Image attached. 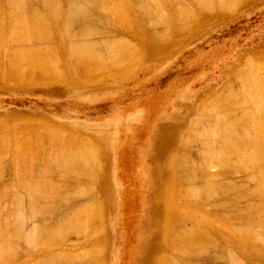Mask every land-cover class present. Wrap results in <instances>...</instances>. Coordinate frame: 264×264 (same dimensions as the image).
<instances>
[{
	"label": "rangeland",
	"instance_id": "1",
	"mask_svg": "<svg viewBox=\"0 0 264 264\" xmlns=\"http://www.w3.org/2000/svg\"><path fill=\"white\" fill-rule=\"evenodd\" d=\"M12 1L0 0V232L7 231L0 233V264H264V186L257 185L264 183V153L251 156L264 141L230 143L264 120L256 112V99L264 101V0ZM72 7L93 30L87 40L97 63L71 58L81 30ZM27 8L35 20L40 11L39 26ZM18 20L30 27L26 42L16 41ZM29 49L45 52L37 53L45 70L32 64L35 52L28 63ZM50 58L62 76L50 70ZM224 113L228 120H220ZM223 122L235 123L229 142Z\"/></svg>",
	"mask_w": 264,
	"mask_h": 264
},
{
	"label": "bare ground",
	"instance_id": "2",
	"mask_svg": "<svg viewBox=\"0 0 264 264\" xmlns=\"http://www.w3.org/2000/svg\"><path fill=\"white\" fill-rule=\"evenodd\" d=\"M13 1H14V0H13ZM13 1H12V2H13ZM69 1H71V0H69ZM72 1H73V0H72ZM202 1H204V4L202 3L203 5H207V3H208L207 0H200V3H201ZM10 2H11V1H10ZM16 2H17V3H16ZM22 2H23V0H22ZM27 2H28V1H27ZM47 2H48V0H47ZM47 2H46V3H47ZM50 2H51V1H50ZM53 2L55 3V1H53ZM74 2H75V1H74ZM8 3H9V0H8ZM14 3H16L17 6H18V1H17V0H16ZM24 3H25V1H24ZM183 3H184V1H183ZM19 4H20V3H19ZM55 4H56V3H55ZM71 4H72V3H71ZM74 4H75V3H74ZM78 4H79V3H78ZM48 5H49V4H48ZM59 5H60V4H59ZM69 5H70V2H69ZM76 5H77V4H76ZM182 5L184 6V4H182ZM200 5H201V4H200ZM9 6H10V4H9ZM15 6H16V5H15ZM19 6H20V5H19ZM54 6H55V5H54ZM54 6H53V7H54ZM80 6H81V5H80ZM30 7H31V6H30ZM50 7H51V4H50ZM60 7H61V6H60ZM69 7H71V6H69ZM152 7H153V6H152ZM21 8H23V7L21 6ZM25 8H26V7H25ZM54 8H55V7H54ZM75 8L77 9V7H75ZM78 8H79V7H78ZM82 8H84V7L82 6ZM17 9H18V8H17ZM27 9H28V8H27ZM27 9H26V10H27ZM36 9H37V8H36ZM68 9H69V8H68ZM76 9H74V8L72 7V9H71L70 11L72 12V11H74V10H76ZM151 9H152V8H151ZM28 10H30V9H28ZM53 10H54V9H53ZM58 10H60V9H58ZM80 10H81V13L78 12V11H80ZM205 10H206V9H205ZM8 11H9V10H8ZM36 11H37V10H35V12H36ZM56 11H57V10H56ZM76 11H77V13H79V14H76V15H75V16H76L75 18H77V15H78V18L81 16V17H80L81 19H78V20H80V24H81V25H79V27H80L81 30H78V31H80V38H79L80 40L78 41V43H76V42L73 43V42H72L69 52L74 53V54H73L74 56L71 55V58L73 59V62H74V61L76 62V60H75L74 58H77V57L79 58V56H76V55H79V54H80V55H82L84 58H86L87 60H86V59H83V60L81 59L82 61H81V60L79 61V60L77 59V60H78V64H79V62H80V64H81V62L83 63V61L86 62V61H88V59H89V61H90V59H91V60L94 59L95 62H96L95 57H97V55L99 56L100 54H97V53L95 54V51L93 50L92 46L90 45V43H88L89 40H87V37L90 36V35L93 33V30H92L91 28H89V25H87V24H88V23L86 22L87 17H85V15L83 16V14H84V12H82L83 10L79 8V9L76 10ZM186 11H187V10H186ZM22 12H23V11H22ZM28 12H29V14H31V15H29L30 17H31L32 15H34V14H32V13H34V12H33V9H32V11L30 10V11H28ZM28 12H27V14H26L27 16L25 15L26 18L29 17V16H28ZM30 12H32V13H30ZM37 12H38V11H37ZM51 12H52V11H51ZM71 12H69V13H71ZM184 12H185V11H184ZM190 12H191V11H190ZM12 13H14V12H12ZM25 13H26V12H25ZM25 13H23V14L21 15L22 17H24L23 19H22V17H21V19L23 20V22H24V20H25V16H24ZM53 13H54V11H53ZM146 13H147V12H146ZM71 14H74V13H71ZM12 15H13V14H12ZM36 15H37V14H36ZM38 15H40V11H39V14H38ZM38 15L36 16V18H37L36 20H35V18H33V17H35V16H32V17H31V19L33 18L32 20H33V22H34L35 25H37V24H36L37 22L35 23V21L39 20L37 26H39V22L41 21L40 18L38 19ZM41 15H42V14H41ZM54 15H55V14H54ZM56 15H57V17H58V13H57ZM68 15H69V14H68ZM79 15H80V16H79ZM192 15H193V14H192ZM15 16L17 17V15H15ZM19 16H20V15H19ZM183 16H184V15H183ZM30 17L26 19V20L29 19L28 22L31 21ZM39 17H40V16H39ZM55 17H56V16H55ZM70 17H73V16H70ZM82 17H84V18H82ZM184 17H185V16H184ZM59 18H61V17H59ZM73 18H74V17H73ZM73 18H71V19L74 20ZM16 19H17V18H16ZM18 19H20V17H19ZM21 19H20V20H21ZM41 19H42V18H41ZM20 20L17 21V22L20 23V24H19V25L16 24V25L19 26L18 28H19V30H20V32H18V33H20V34H17V32H16V34H17V36L15 35V37H17V38H16V39H17L16 41H25V42H26V41L29 39V36H28V33H26L25 31H27V28H30L31 26H33V22L31 21L32 24H31V22L28 23V24L30 25V27L28 26V27L26 28V26H27V21L25 20V24H26V26L24 27V25H23L24 23L22 24V23H21L22 21H20ZM34 20H35V21H34ZM46 20H47V19H46ZM56 20H57V19H56ZM66 20H67V19H66ZM75 20H76V22H77V19H75ZM164 20H165V19H164ZM168 20H169V19H168ZM172 20H173V19H172ZM181 20H182V19H181ZM19 21H20V22H19ZM57 21H58V20H57ZM87 21H88V20H87ZM13 22L15 23V20H14V19H13ZM63 22H64V21H63ZM66 22H67V21H66ZM66 22H65V24H66ZM170 22H171V21H170ZM44 23H46V22L44 21ZM78 23H79V22H78ZM171 23H172V22H171ZM11 24H12V23H11ZM11 24H10V26H11ZM21 24H22V25H21ZM89 24H91V23L89 22ZM93 24H94V23H93ZM91 25H92V24H91ZM10 26H9V28H10V30H12V29H11L12 26H11V27H10ZM13 26H14V25H13ZM47 26H48V24H47ZM47 26H46V27H47ZM71 26H72V24H71ZM72 27H73V26H72ZM91 27H92V26H91ZM163 27H164V26H163ZM165 27H166V26H165ZM165 27H164V28H165ZM18 28H17V31H18ZM25 28H26V29H25ZM31 28H32V27H31ZM171 28H172V26H171ZM171 28H169V29H171ZM32 29L36 30V29H35V26H34V28H32ZM42 29H43V28H41V30H42ZM69 29H70V28H69ZM165 29H166V28H165ZM15 31H16V29H15L13 32H15ZM36 31H37V30H36ZM43 31L45 32V29H43ZM73 31H74V30H73ZM73 31H72V32H73ZM11 32H12V31H11ZM37 32H38V31H37ZM72 32H71V33H72ZM74 32H76V31H74ZM42 33H43V32H42ZM76 33H77V32H76ZM78 33H79V32H78ZM14 34H15V33H14ZM35 34H36V32H35ZM39 34H40V33H39ZM50 34H51V33H50ZM50 34H49V35H50ZM45 35H46V37L48 38L47 33H46ZM77 36H79V35H77ZM37 37H39V36H37ZM49 37H50V36H49ZM74 37H75V36H74ZM42 38H44V37L41 36V39H42ZM47 38H46V39H47ZM50 38H51V37H50ZM162 38H163V37H162ZM75 39H76V38H75ZM31 40H33V39H31ZM42 40H43V39H42ZM48 40H49V39H48ZM9 41H10V40H9ZM36 41H37V40H36ZM39 41H40V40H39ZM43 41H46V40H43ZM25 42H24V43H25ZM37 42H38V41H37ZM115 42H116V41H114V43H115ZM28 43H29V42H28ZM38 43H39V42H38ZM50 43H51V42H50ZM120 43H122V42H120ZM120 43H119V44H120ZM44 44H45V43H44ZM44 44H43V46H42L43 48H44ZM48 44H49V42H48ZM124 44H125V42L123 43V45H124ZM27 45H29V44H27ZM27 45H26V46H27ZM30 45H31V44H30ZM34 45H35V44H34ZM34 45H33V46H34ZM45 45H47V43H46ZM123 45H122V46H123ZM125 45H126V44H125ZM11 46H12V45H11ZM33 46L31 45V47H33ZM38 46H39V45H38ZM50 46H51V45H50ZM112 46H113V45H112ZM120 46H121V45H120ZM29 47H30V46H29ZM40 47H41V46H40ZM42 47H41V48H42ZM48 47H49V46H48ZM124 47H126V46H123V48H124ZM8 48H9V47H8ZM10 48H11V47H10ZM14 48H15V47H14ZM14 48L12 47V49H14ZM26 48H27V47H26ZM34 48H35V47H34ZM38 48H39V47H38ZM46 48H47V47H46ZM49 48H50V47H49ZM49 48H48V50H49ZM114 48H116V47L113 46V50H111V52L114 51ZM121 48H122V47H121ZM126 48H127V51H128L129 49H130V50L132 49V46H131V47L128 46V47H126ZM12 49H11V50H12ZM16 49H17V48H16ZM16 49H15V50H16ZM111 49H112V48H111ZM118 49H120V48H118ZM124 49H125V48H124ZM33 50H34V51H33ZM33 50H30V49H29V51H28L29 53L27 52V54H30V51H31V52L33 51V52L30 54V56L27 55V54H25V56H26V55H27V57L29 56V60H27L28 63L31 61L32 58H34V56H36V55H35L36 51H35V49H33ZM38 50H41V49H38ZM44 50H45V49H44ZM46 50H47V49H46ZM125 50H126V49H125ZM125 50H121V51L119 50V52L122 53V54H121V53H120V54H121V55H124L127 51H126V52H122V51H125ZM133 50H136V49H133ZM41 51H42V50H41ZM116 51H117V48H116ZM116 51H115V53H114L115 58H116V55H117V56L119 57V60L122 59V58H121L122 56H121L118 52H116ZM10 52H11V51H10ZM17 52H18V50L16 51V53H17ZM34 52H35V53H34ZM50 52H52L51 49H50ZM50 52L48 51L49 54H50ZM111 52H110V53H111ZM131 52H133V51L131 50ZM135 52L137 53V51H135ZM33 53H34V54H33ZM37 53L39 54L40 51H39V52L37 51ZM37 53H36V54H37ZM42 53H43V52L40 53V56H42V55H41ZM44 53H45V52H44ZM44 53H43V55H45ZM72 53H70V54H72ZM108 53H109V52H108ZM110 53H109V54H110ZM116 53H117V54H116ZM127 53H128V52H127ZM133 53H134V52H133ZM17 54H19V52H18ZM17 54H16V55H17ZM38 54H37V56L35 57V58H36V59H35L36 61H35L34 59H32L33 62H32V61H31V62H32L33 65H34V64L36 65V63H37V64L39 63L40 65H37V66L43 67V66L45 65V63L42 64V62H45L46 60H45V58H43V59H44V60H43L42 58L39 57V59H42V61H40V60L38 59V56H39ZM115 54H116V55H115ZM130 54H131V53H130ZM134 54H135V53H134ZM134 54H133V56H134ZM7 55H8V54H7ZM7 55H6V56H7ZM9 55H10V53H9ZM21 55H22V53H21L20 55H17V56H20V57H21ZM110 55H111V54H110ZM112 55H113V54H112ZM112 55H111V56H112ZM126 55L129 56V54H126ZM135 55H136V54H135ZM137 55H138V54H137ZM12 56H14V55H12ZM31 56H32V58H30ZM46 56H47V55H46ZM46 56H45V57H46ZM55 56H57V55H55ZM75 56H76V57H75ZM120 56H121V57H120ZM127 56H123V58H125V57H127ZM9 57H10V56H9ZM9 57H8V60H10ZM20 57H16V58H19V60H21L22 58L20 59ZM42 57H43V56H42ZM73 57H74V58H73ZM80 57H81V56H80ZM5 58H6V57H5ZM12 58H13V57H12ZM16 58L13 59L14 62L16 61ZM46 58H47V57H46ZM48 58H49V57H48ZM48 58H47V59H48ZM53 58H54V57H53ZM55 58H56V57H55ZM55 58H54V59H55ZM97 58H99V57H97ZM103 58H104V57H103ZM115 58H113V60H112V59H111V60H112V61H115V60L117 59V58H116V59H115ZM129 58H130V57H128V59H129ZM139 58H140V57H139ZM27 59H28V58H27ZM37 59H38V61H37ZM56 59H57V58H56ZM114 59H115V60H114ZM132 59H133V58H132ZM5 60H6V59H5ZM8 60H6V61H8ZM50 60H51V58H50L49 60H47V61L49 62ZM98 60H99V59H98ZM98 60H97V61H98ZM106 60H107V59H106ZM125 60H126V59H125ZM27 61L24 59V62H27ZM39 61H40L41 63H40ZM103 61H104V60H103ZM103 61H102V62H103ZM116 61H117V60H116ZM122 61H124V60H122ZM132 61H133V60H132ZM134 61H135V60H134ZM10 62H11V61H10ZM10 62H9V63H10ZM16 62H17V63H15V64L18 65L19 62H18V61H16ZM22 62H23V61H22ZM22 62H21V63H22ZM35 62H36V63H35ZM48 62H46V63L49 64V66H50V62H49V63H48ZM51 62L54 63L55 65L51 63L52 68L50 69V68H47V67H46V69H47V70L50 69V70L53 71V68L56 66V67L54 68L55 70H54L53 72H55L56 74L59 73V74L61 75L63 72H62V73L59 72V69H60V68H57V66H58L57 64H58V63L54 62V60H51ZM100 62H101V60H100ZM102 62H101V63H102ZM108 62H109V61H108ZM250 62H253V61H250ZM6 63H7V62H6ZM11 63H12V62H11ZM11 63H10V64H11ZM28 63H27V64H28ZM92 63H93V61H92ZM96 63H97V62H96ZM98 63H99V62H98ZM115 63H116V62H115ZM121 63H122V62H121ZM248 63H249V62H248ZM12 64H13V63H12ZM25 64H26V63H25ZM25 64H23V65H24V69H26V68H25V67H26ZM27 64H26V65H27ZM32 64H31V66H29L30 68L27 67V70H28V69H30V70L32 69V66H33ZM72 64H73V63H72ZM106 64H107V63H106ZM113 64H114V63H113ZM137 64H138V63H137ZM250 64H251V63H250ZM253 64H254V62H253ZM253 64H251V66H252ZM255 64H256V63H255ZM255 64H254V65H255ZM7 65H9V64L7 63ZM35 65H34V66H35ZM41 65H43V66H41ZM111 65H112V64H111V62H110V66H111ZM117 65H118V64H117ZM133 65H134V63H133ZM12 66H15V65H14V64L11 65V68H12ZM20 66H21V65H20ZM46 66H47V65H46ZM53 66H54V67H53ZM73 66H74V64H73ZM107 66H108V64H107ZM113 66H114V65H113ZM113 66H112V68H113ZM127 66L129 67V64H128ZM134 66H135V65H134ZM9 67H10V66H9ZM15 67L18 68L17 66H15ZM15 67H14V69H15ZM22 67H23V66H21V68H22ZM58 67H61V66H58ZM114 67L116 68L117 66H114ZM120 67H122V64L120 65ZM124 67H125V66H124ZM6 68H7V67H6ZM43 68H44V67H43ZM43 68H39V67H38V69H37V67H35L36 70H40V69H43ZM107 68H108V67H107ZM109 68H110V67H109ZM248 68H251V67L248 66ZM33 69H34V68H33ZM33 69L30 71V73H31L32 71H34ZM57 69H58V73H57ZM75 69H76V68H75ZM121 69H122V68H121ZM128 69H129V68H128ZM243 69H244V68H243ZM21 70H22V69H21ZM44 70H45V68H44ZM50 70H49V71H50ZM60 70H61V69H60ZM123 70H124V68H123ZM131 70H132V69H131ZM245 70H246V69H245ZM245 70H244V71H245ZM124 71H125V70H124ZM13 72H14V71H13ZM13 72H11V73H13ZM18 72H19V70L17 69V73H18ZM34 72H35V71H34ZM34 72H33V73H34ZM50 72H51V71H50ZM50 72L47 71V74L49 73L48 75H50V74L52 73V72H51V73H50ZM114 72H115V71H114ZM117 72H119V71H117ZM120 72H121V70H120ZM241 72H242V71H241ZM241 72H240V73H241ZM15 73H16V72H15ZM17 73H16V74H17ZM22 73H24V71H23ZM30 73H29V70H28V74H30ZM40 73H41V72H40ZM43 73H45V71H44ZM55 73H54L53 77H55ZM115 73H116V72H115ZM246 73H247V70H246ZM250 73H252V72H250ZM8 74H9V73H8ZM16 74H15V76H16ZM18 74H19V73H18ZM28 74H27V72H26V75H28ZM34 74H35V73H34ZM47 74H45L44 76H46ZM59 74H58V75H59ZM109 74H110V72H109ZM21 75H22V74H21ZM21 75L19 74V76H21ZM24 75H25V74H24ZM26 75H25V76H26ZM32 75H33V74H32ZM48 75H47V76H48ZM51 75H52V74H51ZM58 75H56V77L59 78ZM116 75H117V74H116ZM236 75H237V74H236ZM255 75H256V74H255ZM15 76H14V77H15ZM19 76L15 77V79H17ZM25 76H24V79H26V77H27V76H26V77H25ZM28 76L30 77L31 75H28ZM47 76H46V77H47ZM61 76H62V75H61ZM112 76H113V75H112ZM238 76H239V75H238ZM244 76H247V75H243V76H242V73H241V78L244 77ZM21 77H22V76H21ZM33 77H34V76H33ZM36 77H37V76H36ZM48 77H49V76H48ZM48 77H47V78H48ZM115 77H116V76H115ZM127 77H128V76H127ZM249 77H250V76H249ZM249 77H248V78H249ZM253 77H254V74H253ZM255 77H257V76H255ZM27 78H28V77H27ZM116 78H118V77H116ZM250 78H251V80L254 79V78H252V77H250ZM250 78H249V79H250ZM19 79H20V78H19ZM48 79L50 80L51 78H48ZM54 79H55V78H54ZM245 79H247V78H244V80H243V79H242V80L245 81ZM255 79H256V78H255ZM38 80H39V79H38ZM51 80H52V82H53V78H52ZM238 80H239V79H238ZM247 80H248V79H247ZM247 80H246V81H247ZM257 80H258V79H257ZM248 81H249V80H248ZM248 81H247L246 84H250V83H248ZM252 81H253V80H252ZM252 81H251V82H252ZM254 81H255V80H254ZM249 82H250V81H249ZM258 82H259V81H258ZM252 83H254V82H252ZM255 84H256V83H255ZM258 85H259V84H258ZM258 85H257V88L255 89V90H256V93L258 92L257 96L259 95V91H260V90L258 91V88H259ZM249 86H253V87H254L255 85H254V84H253V85L251 84V85H249ZM255 87H256V86H255ZM263 87H264V86H263ZM221 88H222V87H221ZM227 88H228V87H227ZM228 89L230 90V88H228ZM232 89H233V88H232ZM247 89H248V88H247ZM221 90H222V89H221ZM226 90H227V89H226ZM229 90H227V91H229ZM249 90H251V88H250ZM249 90H248V91H249ZM263 90H264V88H263ZM233 91H234V90H233ZM230 92H231V91H230ZM234 92H235V91H234ZM251 92H253V91H251ZM254 92H255V91H254ZM227 93H228V92H227ZM231 93H232V92H231ZM235 93H236V92H235ZM221 94H222V93H221ZM221 94H220V95H221ZM232 94H233V93H232ZM252 94L254 95V93H252ZM252 94H251V95H252ZM225 95H226V94H225ZM228 95H230V94H228ZM238 95H239V94H238ZM238 95H236V96H238ZM251 95H250V93H249V96H251ZM253 95H252V96H253ZM255 95H256V94H255ZM260 95H261V94H260ZM232 96H233V95H232ZM232 96H231V97H232ZM234 96H235V95H234ZM215 97H216V96H215ZM254 97H255V99H256V96H254ZM254 97H253V98H254ZM258 97H260V96H258ZM262 97H263V96H262ZM232 98H233V97H232ZM238 98H240V97L238 96ZM250 98H251V97H250ZM253 98H252V99H253ZM260 98H261V97H260ZM221 99H222V98H221ZM240 99H241V98H240ZM255 99H254V101H255ZM262 99H263V98H262ZM227 100H228V99H226V101H227ZM233 100H234V99H233ZM233 100H232V101H233ZM209 101H210V100H209ZM224 101H225V99H224ZM228 101H229V100H228ZM230 101H231V100H230ZM237 101H238V100H237ZM241 101H244V104L242 103L243 106H244L245 103H246V100L244 99V100H241ZM252 101H253V100H252ZM257 101H258V102H257ZM204 102H205V101H204ZM204 102H203V104H204ZM206 102H207V101H206ZM235 102H236V101H235ZM256 102H257V104H258L256 112H258V113H260V114H261V113L264 114V101L262 102L261 99H256ZM256 102H255V103H256ZM259 102H260V103H259ZM212 103H213V102H212ZM212 103H211V104H212ZM240 103H241L240 101H239V103L237 102V104H239V105H240ZM247 103H248V102H247ZM209 104H210V102H209ZM211 104H210V105H211ZM229 104H230V103H229ZM212 105H213V104H212ZM203 106H204V105H203ZM215 106H216V105H215ZM235 106H236V105H235ZM251 106H252V105H251ZM212 107H214V106H212ZM218 107H219V106H218ZM227 107H228V106L226 105L225 108L227 109ZM237 107H238V106H237ZM241 107H242V106H241ZM258 107H259V108H258ZM216 108H217V107H216ZM219 108H220V107H219ZM223 108H224V107H223ZM225 108H224L223 110H225ZM229 108H230V107H229ZM244 108H246V107L244 106ZM248 108H249V107H248ZM208 109H209V108H208ZM220 109H221V108H220ZM232 109H233V108H232ZM250 109H251V108H250ZM255 109H256V108H255ZM210 110H211V109H210ZM214 110H215V109H214ZM216 110H217V109H216ZM228 110H229V109H228ZM207 111H208V110H207ZM232 111H233V110H229V111H227V114H228V112L231 114ZM244 111H245V110H244ZM247 111H248V110H247ZM208 112H209V111H208ZM222 112H223V111H222ZM225 112H226V111H225ZM233 112H234V111H233ZM258 113H257V114H258ZM201 114H202V113H201ZM216 114H217V113H216ZM216 114H215L214 116H217V118H218L219 115H216ZM224 114H225V116L222 115V114H221L220 116H224V117H226V116L229 115V117H230V114H228V115H226V113H224ZM262 114L260 115L261 117H262ZM203 115L205 116L204 113H203ZM246 115H247V114H246ZM200 116H202V115H200ZM200 116H199V117H200ZM263 116H264V115H263ZM224 117H221L220 120H222V118H223V119H227V117H226V118H224ZM229 117H228V118H229ZM246 117H248V115H247ZM249 117H250V115H249ZM258 117H259V115H258ZM258 117H257V118H258ZM195 118H196V117H195ZM200 118H201V117H200ZM202 118H205V117L202 116ZM235 119H236V118H235ZM255 119H256V118H255ZM261 119H262V118H261ZM194 120H195V119H194ZM209 120H210V119H209ZM227 120H228V119H227ZM250 120H251V119H250ZM250 120H249V121H250ZM238 121H239V120H238ZM249 121L245 120V122H249ZM260 121H261V120H260ZM260 121H259L260 124H259V123H255L257 126H254L255 124H251V128H249V130L246 129L247 131H245V130H244L245 132L242 131L243 133H245V137H241L240 139H235V140H233V141L231 140L230 143H231V144H237V143H238V144H242V143H249V144H250V143H259V142L262 141V140L264 141V138L262 137L263 135H261V134L263 133V132H261L262 127H263V131H264V120L261 121V122H260ZM195 122H196V120H195ZM200 122H201V120H200ZM209 122H210V121H209ZM218 122H219V120H218ZM218 122H217V123H218ZM224 122H226V120H225ZM224 122L222 123V124H223L222 129H223V131H224L226 134L223 133V131H222V133H223V135H224V137H225V138H224V137L222 136V137H223L222 139L225 140V141H228V142H229L230 139L227 140L228 138L226 139V137L228 136V132L230 133V132L236 130V129H235V126H234L235 123H233V125H231V124H226V123L224 124ZM228 122H229V121H228ZM239 122H240V121H239ZM250 122H251V121H250ZM236 123H237V122H236ZM251 123H252V122H251ZM1 124H2V123H1ZM199 124H200V123H199ZM220 124H221V123H220ZM262 124H263V125H262ZM17 125H18V124H17ZM190 125H191V124H190ZM192 125H193V124H192ZM194 125H195V124H194ZM194 125H193V126H194ZM200 125H201V124H200ZM200 125H199V126H200ZM213 125H214V124H213ZM230 125H231V126H230ZM237 125H238V123L236 124V128H237V130H241L240 128L238 129L239 126H237ZM260 125H261V127H260ZM197 126H198V125H197ZM203 126H205V125H203ZM203 126H202V127H203ZM215 126H216V125H215ZM241 126H242V125H241ZM0 127H1V126H0ZM29 127H30V126H29ZM205 127H206V126H205ZM211 127H212V126H211ZM216 127H217V126H216ZM216 127H215V128H216ZM243 127H244V124H243ZM16 128H17V127H16ZM44 128H45V127H44ZM193 128H195V127H193ZM215 128H213L212 130L215 131V130H216ZM217 128H218V127H217ZM3 129H5V127H3ZM3 129H2V130H3ZM7 129H8V127H7ZM219 129H220V128H219ZM260 129H261V130H260ZM5 130H6V129H5ZM192 130H193V129H192ZM205 130H206V129H205ZM197 131H198V130H197ZM197 131H196V132H197ZM218 131H219V130H218ZM218 131H216L215 134L217 133V135H218ZM15 132H16V131H15ZM194 132H195V131H194ZM196 132H195V133H196ZM199 132H202V131H199ZM205 132H206V131H205ZM205 132H204V134H205ZM207 132H210V129H209V131L207 130ZM238 132H239V131H238ZM242 132H241V133H242ZM246 132H247V133H246ZM197 133H198V132H197ZM202 133H203V132H202ZM219 133H221V132L219 131ZM222 133L219 134V136L222 135ZM1 134H2V133H1ZM34 134H35V133H34ZM187 134H188V133H187ZM200 134H201V133H200ZM206 134L208 135V133H206ZM215 134H212V135H215ZM230 134H231V133H230ZM2 135H3V134H2ZM4 135H5V134H4ZM16 135H17V134H16ZM32 135H33V134H32ZM46 135H47V134H46ZM49 135H50V134H49ZM194 135H195V134H194ZM207 135H205V136H207ZM186 136H187V135H186ZM186 136H185V137H186ZM197 136H199V134H197ZM202 136H203V135L201 134V136H199V137H202ZM231 136H232V135H231ZM0 137H1V136H0ZM6 137H7V135H6ZM70 137H71V136H70ZM228 137H229V136H228ZM30 138H31V137H30ZM56 138H57V137H56ZM77 138H78V137H77ZM217 138H218V137H217ZM217 138H216V139H217ZM232 138H233V137H232ZM24 139H25V138H24ZM31 139H32V138H31ZM39 139H40V138H39ZM57 139H58V138H57ZM205 139H206V138H205ZM207 139H208V138H207ZM212 139H213V138H212ZM222 139H220V140L222 141ZM2 140H3V137L1 138V141H2ZM16 140H17V139H15V141H16ZM64 140H65V139H64ZM191 140H192V139H191ZM193 140H194V139H193ZM210 140H211V139H210ZM1 141H0V144H1ZM25 141H26V139H25ZM58 141H60V139H59ZM215 141H216V140H215ZM218 141H219V139H218ZM22 142H23V141H22ZM79 142H81V141H78V143H79ZM82 142H83V141H82ZM206 142H207V141H206ZM206 142H205V143H206ZM213 142H214V141H213ZM216 142H217V141H216ZM216 142H215V143H216ZM17 143H19V139H18V142H17ZM31 143H32V142H30V144H31ZM54 143H55V142H54ZM59 143H62V140H61V142H59ZM71 143H72V142H71ZM208 143H209V142H208ZM225 143H226V142H225ZM261 143H263V142H261ZM20 144H21V142H20ZM23 144H24V145H23ZM23 144H22V145H23L24 147H26L25 144H27V143H23ZM33 144H34V143H33ZM79 144H80V143H79ZM82 144H83V143H82ZM189 144H190V143H189ZM6 145H7V144H6ZM15 145H16V144H15ZM27 145H28V144H27ZM56 145H58V144H56ZM68 145H69V143H68ZM210 145H211V144H210ZM212 145H214V144H212ZM228 145H229V144H228ZM251 145H252V144H251ZM258 145H260V147H259V148H255L256 151H255L254 148H253V151H254V152H253V151H250V152H253V153H255V152L260 153V157H262V156L264 157V154L262 155V153H264V152H263L264 149L261 147V144H258ZM33 146H34V145H33ZM58 146H59V145H58ZM253 146H254V145H253ZM253 146H252V147H253ZM262 146H264V144H263ZM19 147H20V146H19ZM27 147H29V146H27ZM30 147H31V146H30ZM35 147H36V146H35ZM206 147H207V146H206ZM209 147H210V146H209ZM255 147H258V146L255 145ZM0 148H1V146H0ZM2 148H3V147H2ZM15 148H16V147H15ZM216 148H217V147H216ZM241 148H242V146H241ZM243 148H244V147H243ZM260 148H262V149H260ZM20 149H22V148H20ZM26 149H27V148H26ZM29 149H30V148H29ZM239 149H240V148H239ZM249 149H250V148H249ZM257 149H260V150H262V151L260 152V150H259V152H258ZM0 150H1V149H0ZM16 150H17V148H16ZM31 150H32V149H31ZM31 150H29V151H30V154H31V152H32L34 149H33L32 151H31ZM50 150H51V149H50ZM72 150H73V148H72ZM216 150H217V149H216ZM216 150H215V151H216ZM224 150H225V149H224ZM2 151H3V150H2ZM7 151H8V150H7ZM23 151H24V150H23ZM27 151H28V150H27ZM213 151H214V150H213ZM238 151H239V150H238ZM244 151H245V150H244ZM0 152H1V151H0ZM17 152H18V150H17ZM20 152H21V151L19 150V154H20ZM25 152H26V151H25ZM25 152H24V153H25ZM15 153H16V152H15ZM27 153H28V152H27ZM27 153H26V154H27ZM70 153H71V152H70ZM253 153H252V154H253ZM60 154H61V153H60ZM77 154H78V153H77ZM211 154H212V153H211ZM221 154H222V153H221ZM236 154H237V151H236ZM17 155H18V154H17ZM28 155H29V154H28ZM205 155H206V154H205ZM208 155H209V154H208ZM208 155H207V156H208ZM219 155H220V154H219ZM247 155H248V154H247ZM250 155H251V154H249V156H250ZM254 155H255V156H254ZM256 155H258V154L255 153V154L251 155V156L253 157V158H252L253 160L256 159ZM261 155H262V156H261ZM20 156H23V155H20ZM24 156H25V155H24ZM32 156H33V155L31 154V157H32ZM214 156H215V155H214ZM221 156H223V155H221ZM221 156H220V157H221ZM234 156H235V155H234ZM234 156H233V157H234ZM236 156H238V155H236ZM26 157L28 158L29 156H26ZM26 157H24V159H25ZM205 157H206V156H205ZM220 157H219V158H220ZM29 158H30V157H29ZM236 158H237V157H236ZM239 158H240V157H239ZM242 158H243V157H242ZM242 158H241V159H242ZM250 158H251V157H250ZM254 158H255V159H254ZM258 158H259V157L257 156V159H258ZM216 159H217V158H216ZM222 159H223V158H222ZM259 159H260V160H259ZM259 159H258V163H259L260 161H261V162L264 161V159H262V158H259ZM261 159H262V160H261ZM1 160H2V159H1ZM30 160H31V159H30ZM214 160H215V159H214ZM220 160H221V159H220ZM246 160H247V159H246ZM246 160H245V161H246ZM249 160H250V159H249ZM72 161H73V160H72ZM232 161H233V160H232ZM241 161H242V160H241ZM256 161H257V160H256ZM39 162H40V161H39ZM227 162H228V161H227ZM251 162L253 163L254 161H251ZM232 163H233V162H232ZM249 163H250V161H249ZM252 163H251V164H252ZM254 163L257 164L256 162H254ZM254 163H253V164H254ZM73 164H74V163H73ZM211 164H212V163H211ZM234 164H236V163H234ZM261 164H262V163H261ZM258 165H259V164H258ZM29 166H31V163H30V165H28V167H29ZM236 166H237V165H236ZM254 166H256V165H254ZM259 166H260V165H259ZM16 167H17V166H16ZM231 167H232V166H231ZM246 167H247V166H246ZM257 167H258V166H257ZM257 167H255V168L257 169ZM29 168H31V167H29ZM260 168H261V169L264 168L263 164H262V167L260 166ZM260 168H258V171H259ZM17 169H18V168H17ZM31 169H32V168H31ZM19 171H20V170H19ZM21 171H22V170H21ZM21 171H20V172H21ZM260 171H262V170H260ZM262 172H264V169H263ZM17 173H18V172H17ZM260 173H261V172H260ZM21 175H22V174H21ZM30 175H31V174H30ZM261 175H263V174H261ZM33 176H34V175H33ZM27 177H28V176H27ZM261 177H262V176H261ZM32 178H33V177H32ZM32 178H31V179H32ZM31 179H30V180H31ZM261 179H262V178H261ZM263 179H264V177H263ZM41 180H42V179H41ZM253 180H254V178H253ZM259 180H260V179H259ZM31 181H32V180H31ZM31 181H30V182H31ZM262 181H263V180H262ZM30 182H29V183H30ZM32 182H33V181H32ZM24 183H25V182H24ZM260 184H262V185L264 186V183H261V182L259 181V184H257L259 188L262 187V186H259ZM30 185H31V184H30ZM209 185H210V184H209ZM213 185H214V184H213ZM23 186H25V185H23ZM40 186H41V184H40ZM52 186H53V185H52ZM210 186H211V185H210ZM7 187H8V185H7ZM19 187H20V186H19ZM32 187H33V185H32L31 187H28V190H29V188H32ZM34 187H35V186H34ZM53 187H54V186H53ZM206 187H207V186H206ZM49 188H50V187H49ZM49 188H48V190H50ZM207 188H208V187H207ZM262 188H264V187H262ZM192 189H193V188H192ZM196 189H197V188H196ZM196 189H195V190H196ZM260 189H261V188H260ZM260 189H258V190L260 191ZM3 190H4V189H3ZM30 190H32V189H30ZM30 190H29V193H30ZM39 190H40V188H39ZM41 190H44V189L42 188ZM51 190H52V188H51ZM195 190H194V191H195ZM208 190H210V189H208ZM208 190H207V191L204 190L205 193L207 192V194H208ZM258 190H257V191H258ZM263 190H264V189H263ZM263 190L261 189V192H262ZM4 191H5V190H4ZM14 191H15V190H14ZM33 191H34V193H35V190H33ZM200 191H201V190H200ZM255 191H256V190H255ZM259 191H258V192H259ZM49 192H50V191H49ZM51 192H52V191H51ZM198 192H199V191H198ZM3 193H4V192H3ZM27 193H28V192H27ZM31 193H32V191H31ZM5 194H6V192H5ZM40 194H41V191H40ZM47 194H48V193H47ZM210 194H211V192H210ZM254 194H255V192H254ZM261 194H263V193H261ZM28 195H29V194H28ZM28 195H27V196H28ZM54 195H55V194H54ZM196 195H197V193H196ZM251 195H252V194H251ZM29 196H30V195H29ZM31 196H33V194H32ZM31 196H30V197H31ZM209 196H210V195H209ZM209 196H208V197H209ZM244 196H245V195H244ZM244 196H243V197H244ZM248 196H250V195L248 194ZM15 197H16V196H15ZM30 197H29V198H30ZM190 197H191V194H190ZM208 197H207V198H208ZM32 198H33V197H32ZM44 198H45V197H44ZM244 199H245V198H244ZM20 200H21V199H20ZM207 200H208V199H207ZM210 200H211V199H210ZM17 202H18V201H17ZM19 202H21V201H19ZM19 202H18V203H19ZM29 202H30V201H29ZM18 203H17V204H18ZM259 203H260V202H259ZM259 203H258V204H259ZM17 204L15 203V206H16ZM20 204H22V203H20ZM262 204H263V203H262ZM19 206H20V205H18L17 207H19ZM21 206H22V205H21ZM32 206H33V205H32ZM257 206H258V205H257ZM17 207H16V210L18 209ZM253 207H254V206H253ZM258 207H260V206H258ZM261 207H262V206H261ZM255 208H256V207H255ZM21 209H22V208H21ZM34 210H35V209H34ZM250 210H251V209H250ZM9 211H10V210H9ZM12 211H14V209H13ZM19 211H20V209H19ZM248 211H249V210H248ZM259 211H260V210H259ZM31 212H32V211H31ZM33 212H34V211H33ZM98 212H99V211H98ZM246 212H247V211H246ZM15 213H17L16 215H19V214H20L19 217H17L18 219L22 216V215H21V211H20V212H15ZM15 213L13 212L14 215L12 214V215H13V218H14V216H16ZM22 214H23V213H22ZM262 215H263V214H262ZM13 218H12V219H13ZM85 218H86V217H85ZM5 219H6V218H5ZM18 219H16V217H15V220H16V221H17ZM15 220L13 219L12 221H15ZM28 220H29V219H28ZM82 220H83V218H82ZM16 221H15V222H16ZM18 221H19V220H18ZM18 221H17V222H18ZM239 221H240V220H239ZM229 222H230V221H229ZM260 222H261V221H260ZM12 223L14 224V222H12ZM9 224H10V223H9ZM13 224H11V225H13ZM78 224H79V223H78ZM67 225H68V224H67ZM1 226H2V225H1ZM5 226H6V224L4 225V227H5ZM7 226L9 227V225H7ZM14 226H15V225H14ZM4 227H3V228H4ZM8 227H7V229L9 230ZM5 228H6V227H5ZM5 228H4V229H5ZM15 228H19V227H15ZM0 229H2V228H0ZM4 229H3V230H4ZM7 229H6V230H7ZM240 229H241V228H240ZM3 230H2V232H0V233H3V234H4V233L7 232V231L3 232ZM13 230H14V229H13ZM180 230H181V229H180ZM182 230H183V229H182ZM246 230H247V229H246ZM246 230H244V231H246ZM32 231L34 232L35 230H32ZM37 231H38V230H37ZM184 231H186V230L184 229ZM236 231H237V230H236ZM238 231H239V230H238ZM240 231H241V230H240ZM11 232H12V231H11ZM29 232H31V231H29ZM189 232H190V230H189ZM189 232H188V233H189ZM197 232H198V231H197ZM197 232L194 231V233H196V234H197ZM8 233H9V236H10L11 233H10V232H8ZM34 233H35V232H34ZM182 233H183V232H182ZM190 233L193 234L192 231H191ZM198 233H200V232H198ZM31 234H33V233H31ZM186 234H187V233H186ZM241 234H242V232H241ZM1 235H2V234H1ZM11 235H12V234H11ZM175 235H176V234H175ZM187 235H188V234H187ZM193 235H194V234H193ZM197 235L199 236V234H197ZM201 235H202V234H201ZM204 235H206V234H204ZM204 235H203V237H204ZM244 235H245V234H244ZM247 235H248V234H247ZM2 236H4V235H2ZM2 236H1V237H2ZM170 236H171V235H170ZM170 236H168V237H170ZM180 236H182V235H180ZM189 236H190V235H189ZM206 236H207V235H206ZM177 237H178V236H177ZM177 237H176V239H177ZM183 237H185L184 234H183ZM252 237H253V236H252ZM199 239H200V238H199ZM168 240H169V239H168ZM181 240H183V239H180V241H181ZM26 241H27V240H26ZM29 241H30V240H29ZM202 241H203V240H202ZM172 242H173V241H172ZM2 244H3V243H2ZM4 244H5V243H4ZM168 244H169V243H168ZM216 244H217V243H216ZM31 245H32V244H31ZM170 245H171V244H170ZM179 245H180V244H179ZM182 245H183V244H182ZM182 245H180V247H181ZM184 245H185V244H184ZM0 246H2V248H3V245H1V243H0ZM6 246H7V245H6ZM6 246H5V248L7 249L8 247H6ZM185 246H186V245H185ZM185 246H184V248H185ZM192 246H194V245H192ZM195 246H196V245H195ZM195 246H194V247H195ZM12 248H14V247H12ZM16 248H17V247H16ZM169 248H170V247H169ZM187 248H188V247H187ZM0 249H1V248H0ZM6 249H5V250H6ZM170 249H171V248H170ZM173 249H174V247H173ZM185 249H186V248H185ZM222 249H223V248H222ZM8 250H11V249H8ZM177 250H179V249L177 248ZM194 250H195V249H194ZM2 251H4V249H3ZM182 251H183V250H182ZM12 252H14V251H12ZM4 253H5V252H4ZM6 253H7V252H6ZM8 253H11V252L8 251ZM233 254H234V253H233ZM0 255H1V254H0ZM2 255H3V254H2ZM4 255H5V254H4ZM8 255H9V254H8ZM5 256H6V255H5ZM9 258H10V257H9ZM2 259H3V258H2ZM165 259H166V258H165ZM167 259H168V258H167ZM0 260H1V258H0ZM169 261H170V260L168 259V262H169ZM171 263H173V261H172ZM168 264H169V263H168ZM244 264H245V263H244Z\"/></svg>",
	"mask_w": 264,
	"mask_h": 264
}]
</instances>
